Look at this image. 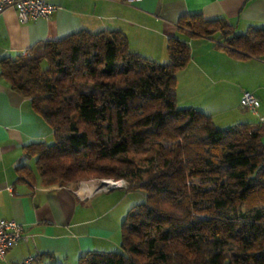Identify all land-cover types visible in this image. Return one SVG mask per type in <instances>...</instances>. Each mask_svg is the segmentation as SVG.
I'll list each match as a JSON object with an SVG mask.
<instances>
[{
  "label": "trees",
  "instance_id": "obj_1",
  "mask_svg": "<svg viewBox=\"0 0 264 264\" xmlns=\"http://www.w3.org/2000/svg\"><path fill=\"white\" fill-rule=\"evenodd\" d=\"M178 26L218 33L235 57L264 53V26L236 34L200 14ZM166 49L160 63L130 50L120 31L80 30L1 58L10 88L53 132L52 143L33 142L24 153L45 184L95 172L145 191L121 223L122 252H88L78 264H264V124L218 127L195 107L178 108L176 73L190 47L171 37Z\"/></svg>",
  "mask_w": 264,
  "mask_h": 264
},
{
  "label": "crops",
  "instance_id": "obj_2",
  "mask_svg": "<svg viewBox=\"0 0 264 264\" xmlns=\"http://www.w3.org/2000/svg\"><path fill=\"white\" fill-rule=\"evenodd\" d=\"M56 2L59 8L48 19L26 23L18 20L13 7L0 12V59L25 50L30 53L38 42L80 30H117L126 36L130 50L167 62V41L176 37L189 45L191 53L177 72V98L181 82L188 106L209 114L219 127L253 123L250 115L264 121V53L235 57L218 40V33L191 35L178 26L179 18L200 14L205 20L222 18L234 33L244 34L264 26V0ZM244 90L258 98L256 114L241 106ZM50 138L52 129L34 111L30 99L11 89L0 73V216L22 224L26 233L0 264H13L29 255L37 258L36 264H78L88 252L112 251L120 244V221L126 215L115 212L109 193H84L80 198L71 186L45 184L38 177L35 158L25 155V146ZM22 166L31 175L23 174ZM122 187L115 184L111 190Z\"/></svg>",
  "mask_w": 264,
  "mask_h": 264
},
{
  "label": "built area",
  "instance_id": "obj_3",
  "mask_svg": "<svg viewBox=\"0 0 264 264\" xmlns=\"http://www.w3.org/2000/svg\"><path fill=\"white\" fill-rule=\"evenodd\" d=\"M56 1L58 0H0V12L7 7H13L17 18L21 23H26L29 20H36L39 18L48 19L51 13L59 8ZM123 1L133 2L135 0ZM21 55H28V51L25 50L21 52ZM240 104L242 107L256 114L257 108L259 107V100L253 93L244 90L240 97ZM111 187L112 186L110 185L109 189ZM95 191L97 192L98 190L92 188L86 193L90 194ZM75 192L78 194L79 191L76 189ZM81 196L85 197L83 195ZM25 236V228L22 224L17 223L14 220L4 219L0 216V259L4 260L7 251L19 241L23 240ZM13 264H36L35 256L29 255Z\"/></svg>",
  "mask_w": 264,
  "mask_h": 264
},
{
  "label": "rangeland",
  "instance_id": "obj_4",
  "mask_svg": "<svg viewBox=\"0 0 264 264\" xmlns=\"http://www.w3.org/2000/svg\"><path fill=\"white\" fill-rule=\"evenodd\" d=\"M160 63H163V62H160ZM41 66H42V68H45L47 66V63L45 61H43L41 63ZM177 76H178V74L176 73V88H175L176 93H177ZM175 100H176V104H177L178 108L188 107L187 101L183 97V88H182L181 82H180V85L178 88V98L176 97ZM249 117H250V121H252L254 124H264V121H261L257 115H250ZM222 127H224V126H222ZM52 142H53V138H50L47 143H52ZM262 142H264V137H262ZM161 144L163 146L169 147V146H171V141L169 139L164 138L161 140ZM95 161H96L95 164L99 165V166L104 165L106 163L105 160H98V161L95 160ZM107 180H109L110 182L112 180H114V181H112V183L120 184L123 187L122 188H116L115 190H111L114 186L108 182H105ZM92 181L97 183L96 186L94 187V189L98 190L97 193H100V194H108L109 193V195L107 197L110 199L113 207H115V212L117 214H120V216L123 215V217H124L126 215V213L128 212V210L132 206L138 205L144 201L145 191L143 189L128 190L127 189L129 186L128 180H126V179H115L112 176H102V175H99L95 172H94V174L89 173V175H86V174L80 175V177L77 180L70 181L66 185H69L72 188H74V191L77 189L79 191L78 197L81 198L82 197L81 195L84 196V193L89 192V191H85L84 184L92 182ZM110 185L112 187L109 189ZM121 221H120V224H121ZM110 249H112V251L122 252L120 244H118L117 247H114V248L111 247Z\"/></svg>",
  "mask_w": 264,
  "mask_h": 264
},
{
  "label": "bare ground",
  "instance_id": "obj_5",
  "mask_svg": "<svg viewBox=\"0 0 264 264\" xmlns=\"http://www.w3.org/2000/svg\"><path fill=\"white\" fill-rule=\"evenodd\" d=\"M112 181H114V180H112ZM112 181L110 182L109 180H107V181H105V182H108V183H110L111 185H115L114 183H112ZM116 182V181H115ZM96 182H89V183H85L84 184V186H85V190L86 191H89V189L91 190L92 188H94L95 186H96Z\"/></svg>",
  "mask_w": 264,
  "mask_h": 264
}]
</instances>
